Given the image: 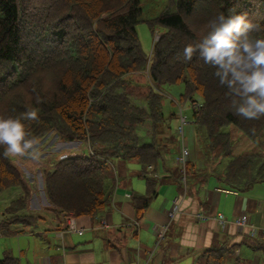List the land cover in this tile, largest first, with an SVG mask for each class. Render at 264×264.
<instances>
[{
  "label": "trees",
  "instance_id": "1",
  "mask_svg": "<svg viewBox=\"0 0 264 264\" xmlns=\"http://www.w3.org/2000/svg\"><path fill=\"white\" fill-rule=\"evenodd\" d=\"M161 4L158 15L146 17L141 0H0V118L21 119L33 146L50 133L74 146L42 171L50 215L60 225L68 217H98L111 206L120 178L118 162L140 166L138 176L145 179L146 192L133 193L132 204L136 219L143 216L158 195L149 167L162 160L167 149L162 132L172 130L169 122L175 116L163 111L164 85L184 84L177 105L189 102L193 107L190 121L208 159L204 170L187 164L186 182L180 183L183 194L196 198L211 176L238 192L264 183V116L248 119L236 114L233 100H239L220 85L216 69L198 53L191 61L183 56L184 48L198 43L208 22L220 13H247L253 23L264 25V0ZM141 24L159 35L150 54L140 39ZM251 35L264 39V28ZM145 73L147 83L135 80ZM29 110L37 112L36 119L25 118ZM148 123L149 141L141 137L144 131L148 137ZM231 125L258 151L234 154L231 135L224 130ZM169 138L170 145L176 144L177 137ZM18 157L31 173L44 166L34 154ZM13 158L0 148V195L20 191L2 213L0 235L6 237L45 220L30 212L36 183ZM226 250L206 251L202 264H224ZM0 264L20 261L5 252Z\"/></svg>",
  "mask_w": 264,
  "mask_h": 264
},
{
  "label": "crops",
  "instance_id": "2",
  "mask_svg": "<svg viewBox=\"0 0 264 264\" xmlns=\"http://www.w3.org/2000/svg\"><path fill=\"white\" fill-rule=\"evenodd\" d=\"M173 118L169 129L177 126H172ZM145 130L148 137L145 131L141 132V137L149 141L150 123ZM169 131L172 130L162 132V141L167 148L162 160L156 167L152 166L158 195L140 219H136L132 195L144 194L146 181L138 176L139 165L118 162L120 178L111 206L98 217L77 218V225L84 228L82 233L63 229L62 224L50 215L51 206L45 199V192H42L39 208L34 207L33 192L29 210L35 213V210L41 211L40 207L44 208L45 220L34 227L36 230L2 237L5 238L1 243L3 253L6 251L15 256L20 264H46L47 260L51 264H138L146 261L151 264H202L206 251L222 248L227 249L224 264H264V193L259 191L261 189L254 191L255 186L246 192L228 189L211 176L196 198L185 191L183 194L180 185L186 182L187 164L192 163L200 170L206 169L207 164L199 151L194 124L186 126L183 143L175 133L169 136ZM164 136L177 137L176 144L170 145ZM183 147L189 150L186 163L182 160ZM64 154V151L59 153ZM21 169L34 181L40 178L37 171L31 173L26 168ZM176 202L179 213L170 219L168 212ZM220 213L227 219L224 226L217 220ZM244 214L254 227L260 229L256 236L250 234V227L240 230L235 225V220ZM155 226L167 227L161 241H157ZM60 230L61 235L56 236ZM32 235L37 237L34 242ZM10 238L16 243L11 250L7 243Z\"/></svg>",
  "mask_w": 264,
  "mask_h": 264
},
{
  "label": "clouds",
  "instance_id": "3",
  "mask_svg": "<svg viewBox=\"0 0 264 264\" xmlns=\"http://www.w3.org/2000/svg\"><path fill=\"white\" fill-rule=\"evenodd\" d=\"M207 28L198 43L184 48V59L191 61L198 53L205 64L216 69L220 85L239 100H233L236 114L248 119L264 116V39L251 35L264 25L253 23L247 13L229 10L228 15L220 13L210 20ZM25 118L34 120L37 112L29 110ZM28 135L21 119L0 118L4 156H22L33 149L34 141Z\"/></svg>",
  "mask_w": 264,
  "mask_h": 264
},
{
  "label": "rangeland",
  "instance_id": "4",
  "mask_svg": "<svg viewBox=\"0 0 264 264\" xmlns=\"http://www.w3.org/2000/svg\"><path fill=\"white\" fill-rule=\"evenodd\" d=\"M143 7H144V15L146 17H153L159 14V12L162 10L163 5L161 4V2L163 0H141ZM138 31H139V35H140V39L141 42L143 44L144 49L150 54L152 52V48H153V44L154 41H157L158 38V34H153L151 32V29L148 27V25L146 24H141L138 27ZM135 80L140 82V83H147L148 82V77L145 74L142 75H138L135 77ZM161 91L165 96V100H164V107H163V111L165 113V115L168 117L172 114H175V117L173 118V124L172 126L174 127L175 125H177L176 127H174L172 129V131H169V136L172 133H175L176 135L179 136L181 143H183V137L185 136V131H186V126L189 123H185V125H183L182 123V118H181V113L180 110H182L183 112V116L185 118L188 119V122H190V120L192 119V114H193V107L191 106V104L185 103L182 106H178V100L180 98V95L185 91V86L184 84H175V85H167V86H162L161 87ZM132 102L136 105H140L142 107H145V104L140 101L139 99L136 98H132ZM177 119V120H176ZM178 122V124L176 123V121ZM181 120V121H180ZM175 122V124H174ZM191 124H194L193 122H191ZM183 125V126H182ZM181 128L184 130V133L181 132ZM225 132H228L231 135L232 138V142H233V153L238 155V154H242L245 152H254V151H258V147L257 145L250 139L248 138L240 129H238L237 127H235L234 125H231L229 127H226ZM147 131V130H146ZM145 133V132H144ZM169 136H164L165 140H169ZM73 145H64L61 141H59L58 136L55 133H50L48 136L44 137L43 139L39 140L34 146L33 149L29 150L28 153H25L23 156L24 158L28 157L30 154H34L36 157H38L39 159H41L44 162V166L43 168H40L37 170V172H39V176L40 178L37 180V178L35 179V182H33V178L30 176H27V178L31 181V183H36V186L33 187V192L35 194V202H34V207L39 208L40 206V198L42 197V192L43 191V187H44V177H43V169L46 167H50V165H52V163H54L55 161L61 159V157L63 155H59L60 151H64L65 154H68V152L70 150L73 149ZM185 147L182 148V155H183V150ZM200 154L202 156V159L204 160H208L205 156V154L203 153L202 150H200ZM190 157V156H189ZM23 158V159H24ZM15 164L21 168H25L22 164V158L18 157V156H14L13 158ZM25 170V169H24ZM40 180V182H39ZM262 185L263 188H259L260 186H255V190L254 191H261L264 193V184H260ZM19 189H12L11 191H8L2 195H0V216L2 218V213L4 211L5 206L11 201L14 200L16 198L19 197ZM44 208L40 207V210H35L36 214L45 216V210H43ZM39 211V212H38ZM0 218V221H1ZM250 219V218H249ZM250 223H251V219H250ZM252 224V223H251ZM31 229L33 230L34 227ZM36 230V229H34ZM32 234V233H31ZM2 237H6V236H1L0 235V259L2 258L1 256H3L5 254V252L3 253V245L1 244L2 241L5 240V238ZM33 237V242L37 240V237L35 235L31 236V239ZM9 238V237H7ZM26 238V237H24ZM21 238V239H24ZM8 240V239H7ZM24 241V240H23ZM8 245L9 250H11V246L14 247L15 240H13V238H10L8 240Z\"/></svg>",
  "mask_w": 264,
  "mask_h": 264
},
{
  "label": "built area",
  "instance_id": "5",
  "mask_svg": "<svg viewBox=\"0 0 264 264\" xmlns=\"http://www.w3.org/2000/svg\"><path fill=\"white\" fill-rule=\"evenodd\" d=\"M181 118H182L183 125H185V123H187V119L185 117H183L182 115H181ZM181 130H182L181 132L184 133V130L182 128H181ZM188 159H189V150L187 148H184L182 160L184 163H186ZM178 213H179V205L176 202V203H174V205L172 206V208L168 212L169 218L170 219L174 218ZM199 217L204 218V219L208 218L206 215H199ZM217 220H218V223L223 225V226L227 223L226 217L224 216V214H221V213L217 215ZM235 225L240 230H244L247 227H250L251 228L250 232L252 235H256L258 233V228L254 227L250 223V219L246 214H244V215L240 216L238 219H236ZM65 227L69 231L79 232V233H82L84 230L83 228H80L77 226L76 220L73 219L72 217H68L65 219ZM154 231L156 233L158 240L160 241L165 237L166 226H155ZM59 235H61V234L59 233ZM46 264H50V261L47 260ZM138 264H151V263H150V261H148V262L146 261L144 263H138Z\"/></svg>",
  "mask_w": 264,
  "mask_h": 264
}]
</instances>
